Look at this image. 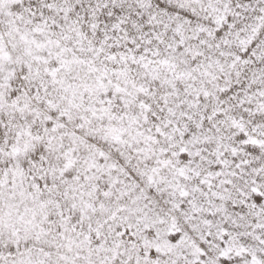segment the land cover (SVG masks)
Here are the masks:
<instances>
[{
  "label": "snow or ice",
  "instance_id": "obj_1",
  "mask_svg": "<svg viewBox=\"0 0 264 264\" xmlns=\"http://www.w3.org/2000/svg\"><path fill=\"white\" fill-rule=\"evenodd\" d=\"M0 264H264V0H0Z\"/></svg>",
  "mask_w": 264,
  "mask_h": 264
}]
</instances>
